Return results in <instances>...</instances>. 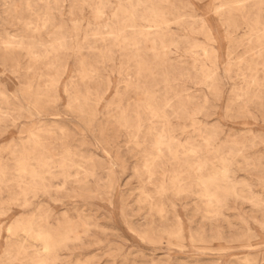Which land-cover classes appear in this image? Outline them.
Listing matches in <instances>:
<instances>
[{
    "label": "rangeland",
    "instance_id": "1",
    "mask_svg": "<svg viewBox=\"0 0 264 264\" xmlns=\"http://www.w3.org/2000/svg\"><path fill=\"white\" fill-rule=\"evenodd\" d=\"M0 264H264V0H0Z\"/></svg>",
    "mask_w": 264,
    "mask_h": 264
}]
</instances>
